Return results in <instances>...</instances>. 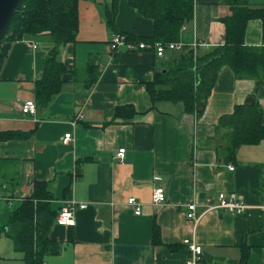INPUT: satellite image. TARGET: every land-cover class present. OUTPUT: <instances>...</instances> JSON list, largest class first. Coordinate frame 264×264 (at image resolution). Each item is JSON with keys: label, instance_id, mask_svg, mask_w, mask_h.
<instances>
[{"label": "crops", "instance_id": "1", "mask_svg": "<svg viewBox=\"0 0 264 264\" xmlns=\"http://www.w3.org/2000/svg\"><path fill=\"white\" fill-rule=\"evenodd\" d=\"M111 1L79 0L76 41L59 49L61 89L47 103H37L36 82L53 46L48 36L14 42L0 68V134L27 135L0 141V193L7 198L0 199V234L8 239L0 235V264H26L3 227L36 182L45 184L57 213L69 200L87 203L75 209L73 226L58 225L55 218L49 232L55 249L42 264H186L184 239L202 247L198 264H264V86L236 77L226 65L201 115L181 103L152 104L147 84L158 70L173 66L176 51L190 46L164 57L115 50L113 35L149 38L153 21L128 0H117L111 28L104 15ZM248 2L264 7V0ZM227 15L223 0H194L181 40L209 45L198 54L223 45L220 19ZM244 43L264 46L260 19L247 23ZM30 99L35 117L21 110ZM251 102L261 111V137L230 155L233 127L221 125L220 118ZM67 132L74 140L63 144ZM121 148L123 160L116 156ZM159 186L166 202L153 204ZM219 193L237 194L247 208L235 215L206 211ZM130 197L142 204L139 215L127 204ZM188 202L201 215L196 225L186 216Z\"/></svg>", "mask_w": 264, "mask_h": 264}, {"label": "trees", "instance_id": "2", "mask_svg": "<svg viewBox=\"0 0 264 264\" xmlns=\"http://www.w3.org/2000/svg\"><path fill=\"white\" fill-rule=\"evenodd\" d=\"M249 0H223L230 15L220 19L224 25V44L198 54L191 50L178 54L172 67H164L147 84L152 104L158 101L181 103L188 113L202 114L221 67L229 66L236 77L258 81L264 86V46L250 47L244 43L247 23L263 22L264 7L253 8ZM79 0H22L0 43V68L11 45L28 38L48 36L53 46L46 61L43 77L36 82V101L45 104L60 92L65 68L58 55L61 46L76 41ZM130 7L153 21V35L136 41L169 43L182 39L181 28L193 18L194 0H128ZM117 0L104 12L109 27H115ZM123 34V33H121ZM165 70V71H163ZM261 111L257 103L236 106L231 115L220 118L223 126H232L228 148L231 155L241 144L255 143L261 136ZM259 134V135H258ZM20 133L0 134V141L23 138ZM52 195L43 182H36L30 198L23 200L9 215L3 230L12 239L15 249L26 264H42L45 254L54 251L49 239L50 228L57 217Z\"/></svg>", "mask_w": 264, "mask_h": 264}, {"label": "built area", "instance_id": "3", "mask_svg": "<svg viewBox=\"0 0 264 264\" xmlns=\"http://www.w3.org/2000/svg\"><path fill=\"white\" fill-rule=\"evenodd\" d=\"M35 48L36 42L32 43ZM111 45L115 50L123 49L127 51H152L157 57H164L166 52L183 49L186 45L190 46L194 60L198 56V50L209 45L198 39H193L190 43H185L182 40L162 43L153 41H136L128 39L126 34H115L111 39ZM21 110L25 116L35 117L37 114V105L35 100H26L21 105ZM83 114L77 115L76 119H82ZM74 140L73 134L67 132L62 137L63 144H69ZM125 149L121 148L118 150L116 156L123 160ZM230 170H233V166H229ZM0 199L7 200L0 193ZM9 199V198H8ZM152 202L153 204H162L166 202L164 187L159 186L152 191ZM127 204L133 207L134 214L139 215L141 213L142 204L134 197L128 198ZM87 203H76L74 200H69L66 205L61 209L56 217V223L61 226H73L75 224V209H85ZM187 213L186 216L194 222L196 225L201 217L195 213L196 204L194 202L186 203ZM247 208L246 204L240 199L235 193H219L214 205L206 209L208 210H224L233 215L242 213ZM188 246L189 255L186 259V264H198L202 257V247L189 239L183 241Z\"/></svg>", "mask_w": 264, "mask_h": 264}, {"label": "water", "instance_id": "4", "mask_svg": "<svg viewBox=\"0 0 264 264\" xmlns=\"http://www.w3.org/2000/svg\"><path fill=\"white\" fill-rule=\"evenodd\" d=\"M21 3L22 0H0V43Z\"/></svg>", "mask_w": 264, "mask_h": 264}, {"label": "rangeland", "instance_id": "5", "mask_svg": "<svg viewBox=\"0 0 264 264\" xmlns=\"http://www.w3.org/2000/svg\"><path fill=\"white\" fill-rule=\"evenodd\" d=\"M181 52H182V51H176L177 54H175V56L177 57L178 54L181 53ZM169 53H172V52L168 51V52H166V55H168ZM0 235H1V238H2L3 240L8 241V239H7V237H6L5 235H2V234H0Z\"/></svg>", "mask_w": 264, "mask_h": 264}]
</instances>
